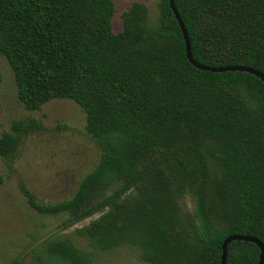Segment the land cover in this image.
Here are the masks:
<instances>
[{
	"label": "trees",
	"instance_id": "trees-1",
	"mask_svg": "<svg viewBox=\"0 0 264 264\" xmlns=\"http://www.w3.org/2000/svg\"><path fill=\"white\" fill-rule=\"evenodd\" d=\"M157 26L142 2L122 12L113 0H0V54L24 108L68 98L85 114L99 156L72 194L28 204L65 215L74 233L48 237L26 264H92V253L137 248L149 264H220L230 234L264 245V83L244 71L195 68L168 0ZM191 53L209 66L244 65L264 74V0H174ZM33 120L0 134V156L15 159ZM191 191L195 212L177 200ZM254 242L228 243L225 264H258ZM8 264H21L13 258Z\"/></svg>",
	"mask_w": 264,
	"mask_h": 264
},
{
	"label": "rangeland",
	"instance_id": "rangeland-1",
	"mask_svg": "<svg viewBox=\"0 0 264 264\" xmlns=\"http://www.w3.org/2000/svg\"><path fill=\"white\" fill-rule=\"evenodd\" d=\"M159 0H113L111 27L122 28L121 14L132 2H142L150 26H157ZM33 120L36 126L24 135L15 159L7 163L0 156V264L18 258L26 264L48 237L71 234L75 244L91 251L86 239L74 229L96 218V213L69 227H62L65 215L43 214L32 208L20 190L23 185L41 203H53L72 194L80 177L96 163L99 149L85 129V114L68 98H55L39 109L24 108L17 97L10 65L0 54V134L10 129L12 120ZM179 207L190 215L195 212V197L186 191ZM92 264H149L132 246H119L92 253Z\"/></svg>",
	"mask_w": 264,
	"mask_h": 264
},
{
	"label": "water",
	"instance_id": "water-1",
	"mask_svg": "<svg viewBox=\"0 0 264 264\" xmlns=\"http://www.w3.org/2000/svg\"><path fill=\"white\" fill-rule=\"evenodd\" d=\"M168 2H169V7L173 13V16L175 20L177 21L179 28L181 30L182 37L184 40V46H185V55L188 61L190 62V64H192L197 69L208 70L211 72H224V71H235V70L248 72L260 78V80L264 83V74L260 72L259 70L253 67H250V66H244V65H238V64L224 65V66H209L205 64H200L196 60H194L192 53H191L190 41L187 35L186 28L184 26V22L181 19L180 14L178 13L174 5V0H168ZM233 240H244V241L254 242L260 250L258 264H264V245L263 243L257 237L247 235V234H230L223 239L222 244H221L220 264H225L227 246H228V243Z\"/></svg>",
	"mask_w": 264,
	"mask_h": 264
}]
</instances>
